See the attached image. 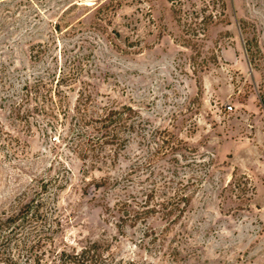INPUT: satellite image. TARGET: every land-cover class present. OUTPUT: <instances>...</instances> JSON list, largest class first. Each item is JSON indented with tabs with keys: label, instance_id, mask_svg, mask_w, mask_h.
Returning a JSON list of instances; mask_svg holds the SVG:
<instances>
[{
	"label": "rangeland",
	"instance_id": "obj_1",
	"mask_svg": "<svg viewBox=\"0 0 264 264\" xmlns=\"http://www.w3.org/2000/svg\"><path fill=\"white\" fill-rule=\"evenodd\" d=\"M32 200L30 264H264V0H0V220Z\"/></svg>",
	"mask_w": 264,
	"mask_h": 264
},
{
	"label": "trees",
	"instance_id": "obj_2",
	"mask_svg": "<svg viewBox=\"0 0 264 264\" xmlns=\"http://www.w3.org/2000/svg\"><path fill=\"white\" fill-rule=\"evenodd\" d=\"M176 198L164 203V209H167V205H174L171 201L178 199V201H186L188 199L180 197L178 193H175ZM177 203H175L176 205ZM39 204H33V200L26 203L19 209L16 214H13L6 219L0 220V264H15V256L9 254V251L13 248L17 251V256H21V252L26 254V264H30L29 257L31 250L34 248L35 243L39 245L42 241L40 236L39 226L37 221L39 219L38 211ZM179 211L178 208H173L166 212L165 216H170L174 211ZM180 212V211H179ZM126 214L128 212H125ZM30 215V216H29ZM27 232L23 237V241H19V237L22 229H26ZM34 245H30L31 240ZM29 243V245H28ZM102 246L96 242H90L87 246H83L79 251L72 250L71 252L62 251L56 254L58 264H136L134 261H125L122 259H115L111 254L104 256ZM37 258V257H36ZM39 258L33 259V264H38Z\"/></svg>",
	"mask_w": 264,
	"mask_h": 264
}]
</instances>
